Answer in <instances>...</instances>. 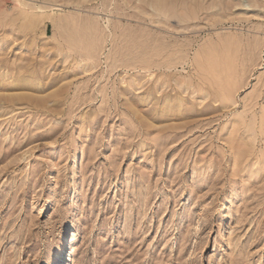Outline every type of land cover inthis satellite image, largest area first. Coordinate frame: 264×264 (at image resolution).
<instances>
[{"label":"rangeland","instance_id":"1","mask_svg":"<svg viewBox=\"0 0 264 264\" xmlns=\"http://www.w3.org/2000/svg\"><path fill=\"white\" fill-rule=\"evenodd\" d=\"M64 233L65 264H264V0H0V264Z\"/></svg>","mask_w":264,"mask_h":264},{"label":"bare ground","instance_id":"2","mask_svg":"<svg viewBox=\"0 0 264 264\" xmlns=\"http://www.w3.org/2000/svg\"><path fill=\"white\" fill-rule=\"evenodd\" d=\"M72 234H74V233H72ZM61 242H62V246H61L59 252L57 253L56 257L51 261V264H65V262L67 260V254H68L67 252L70 251V247H71L70 244L72 242V237L69 240V236H66V234L64 233V234L61 235ZM64 248H67L66 252H65V257L66 258L63 261H60L59 259H62V257L64 256V252H63Z\"/></svg>","mask_w":264,"mask_h":264}]
</instances>
